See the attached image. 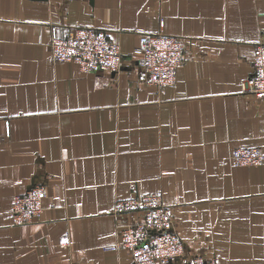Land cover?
<instances>
[{
  "label": "crops",
  "instance_id": "obj_1",
  "mask_svg": "<svg viewBox=\"0 0 264 264\" xmlns=\"http://www.w3.org/2000/svg\"><path fill=\"white\" fill-rule=\"evenodd\" d=\"M106 32L120 73L51 58L74 28ZM183 38L171 86L148 83L143 34ZM264 44V0H0V264H132L112 251L119 200L159 193L187 252L264 264V100L242 92ZM47 188L40 220L15 225L16 196ZM69 237L67 247L60 245Z\"/></svg>",
  "mask_w": 264,
  "mask_h": 264
},
{
  "label": "built area",
  "instance_id": "obj_2",
  "mask_svg": "<svg viewBox=\"0 0 264 264\" xmlns=\"http://www.w3.org/2000/svg\"><path fill=\"white\" fill-rule=\"evenodd\" d=\"M183 38L162 33L143 34L136 54L148 83L158 89L175 82L177 70L186 59ZM51 58L57 62L73 61L83 72L120 73L125 66L120 46L111 41L105 31L94 28H74L67 36H54L49 41ZM253 74L242 84V92L264 100V44L256 47L252 60ZM236 167L259 166L264 151L257 146L237 147L232 155ZM47 188L34 183L16 196L12 205L15 225L38 222L42 216ZM113 213L133 218L119 226L117 242L109 249H125L132 264H216L214 259L190 255L186 244L174 227L172 209L159 193L119 200ZM69 237L62 236L60 245L67 247Z\"/></svg>",
  "mask_w": 264,
  "mask_h": 264
}]
</instances>
